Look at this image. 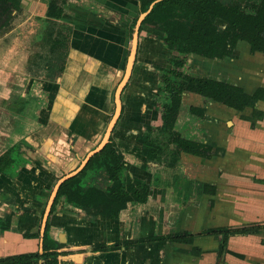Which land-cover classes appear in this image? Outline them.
<instances>
[{
  "label": "crops",
  "instance_id": "1",
  "mask_svg": "<svg viewBox=\"0 0 264 264\" xmlns=\"http://www.w3.org/2000/svg\"><path fill=\"white\" fill-rule=\"evenodd\" d=\"M228 2L230 14L251 19L264 4ZM28 3L19 0L18 13L39 10ZM47 6L42 7L44 19ZM195 7L192 1L188 9ZM138 9L139 0H65L58 4L59 23L49 41L43 40L45 25L41 36L29 41L63 62L61 71H52L54 80L38 75L37 84L28 85L45 91L46 99L38 129L25 138L27 161L15 175L0 174V194L8 199L0 204V215L13 213L0 233V257L39 251L40 238L33 234L40 231L50 188L103 137ZM229 17L214 20L213 27L223 29ZM58 32L66 41L63 48L55 47ZM174 53L161 29L142 25L120 94L121 113L110 134L126 164L118 167L120 186L108 190L112 181L99 172L106 187H81L89 182L88 168L86 178L79 175L73 182L74 190L82 191L80 198L56 196L48 236L58 245V264H264V100L237 110L163 82L178 74L181 81L189 80L187 85L203 86L212 79L252 93L264 88V48L257 45L250 52L238 41L234 48L221 47L215 58L188 52L181 67L168 61ZM9 91L0 82V96L8 98ZM145 126L162 130L152 160L137 140ZM179 140L207 148L209 157L180 150ZM26 205L35 212L16 210ZM214 229L230 232L221 252L223 236L210 233ZM185 233L193 236L191 242L170 238Z\"/></svg>",
  "mask_w": 264,
  "mask_h": 264
},
{
  "label": "trees",
  "instance_id": "2",
  "mask_svg": "<svg viewBox=\"0 0 264 264\" xmlns=\"http://www.w3.org/2000/svg\"><path fill=\"white\" fill-rule=\"evenodd\" d=\"M4 1L10 7L0 16V30L7 27L10 20L15 18V13L20 11L19 0ZM192 1L195 3L196 7L195 10L190 11L188 6ZM62 2H65V0H49L45 15L46 17L44 19L46 21V34L44 35L43 40L48 39L49 41L50 37H52V33L56 30L54 25L56 24L55 19L58 14V4ZM228 3V0H139V14L146 13L139 29L142 28L143 24H148L161 29L163 31V39L175 50L173 59H170V61L178 67L183 65V55L188 52H194L207 58H215L221 47L229 46L233 48L239 40L245 41L250 46V52H252L257 45L264 48V4L259 7L256 17L251 19L237 14H230ZM228 16L231 17L228 18V22L223 29L216 30L213 27L214 20L224 19ZM49 24L53 25L48 28ZM59 32L57 33V36L60 34ZM58 37L59 39H56L55 41L57 42L55 47L59 46L63 48L66 46L64 36L62 37L59 35ZM57 61L59 62L57 65V71L59 72L61 71L63 59L61 58ZM174 88L197 92L237 110H243L247 106H254L257 101L264 100V88H258L252 93H248L242 87L230 83H221L217 89H210L207 87L199 88L193 85L184 84H178L177 86H174ZM33 100H36V97H33ZM33 100H25L26 102H24V99H22L21 101L23 102H18V109L11 111L14 116H11L10 111L8 110L5 112L6 117L8 116V119H10L9 122H11V126L8 129H4L5 134L1 138L7 140L9 134L15 128L12 131L13 138L11 140L12 143L15 140V143L12 146L0 149V174L10 176L15 175L26 161L23 152H17L18 148H16V145L25 143V141L20 136L15 138V135L17 133L19 135L24 133L23 129L19 128V123H21L19 122L20 119L21 121L23 120V122L32 123L29 127L33 129H25L26 135L33 132L39 126L37 121L38 112L45 102L41 100L34 102ZM171 109L176 111V108ZM1 114L2 113H0V116H2ZM2 118L4 119V116ZM161 131L162 130H154V128L150 126H145L144 133L138 137V142L147 146L146 149L142 150L146 159L152 160L156 158L159 149V133ZM155 132H157L158 137L157 139H152V133L155 134V138L157 136ZM179 144L180 150L184 152L206 158L210 155L209 150L202 146L180 140ZM94 163L97 164L100 173H103L113 181L112 186L108 190L117 189L120 186V179L117 175L118 167L126 166V164L112 137L109 136L105 145L88 159L82 169L60 185L56 196L63 194L68 199L80 198L82 191H75L72 187L73 182L76 180L77 176L84 173L85 170L90 168ZM20 200L21 199L18 196L14 202L18 203ZM53 205L50 209L49 215L54 209ZM19 209H21L22 212H35L32 206L26 208L21 207L16 210ZM43 212L44 209L40 212L41 217ZM12 214L13 213L10 212V214H4L3 216L0 215V233L9 227ZM48 230L49 222L47 219L41 237L39 251L3 256L0 257V264H39V262L40 264H58V245L48 236ZM216 231H219L223 236V241L218 249L219 252H221L230 232L227 229H214L210 230V233ZM33 236L40 238V231L33 234ZM170 238L179 242H191L193 236L185 233L173 235L170 236ZM149 239L151 240V238Z\"/></svg>",
  "mask_w": 264,
  "mask_h": 264
},
{
  "label": "rangeland",
  "instance_id": "3",
  "mask_svg": "<svg viewBox=\"0 0 264 264\" xmlns=\"http://www.w3.org/2000/svg\"><path fill=\"white\" fill-rule=\"evenodd\" d=\"M27 1L30 2L31 9H33L36 6L37 8L39 7L38 8L39 10H36V12H29V11L24 13L16 12L15 18L10 20L8 26L0 30V82L3 84H8V88L10 90L9 91L10 96L8 98H3L0 96V113H2L1 114L2 116H0L1 118L0 119V149L12 146L15 143V140L13 143L11 141L13 138L12 131L15 128L11 131L7 140L1 138L5 134L4 129H8L11 126V122H9L10 119H8V116L6 117L5 112H7L8 110L10 111L11 116H14V114L11 111L18 109V102H23L21 101L22 99H24V102H26L33 100V97H36L37 101L33 100L34 102H38L39 100L44 102V100L46 99L45 96L43 95L45 91H43L44 93H42L39 91H34L35 89L34 90L29 89L28 88V85L30 84L29 82H31V84L36 83L34 82L35 81L34 79L38 78L37 77L38 75L39 76L43 75L44 77L42 79L47 81L54 80L52 71L58 69L57 68L58 64L56 62H58L57 59H60L58 57L54 59L53 56L45 53V49L42 50V47L40 45H37L35 43L36 46L34 48V46L30 45L29 43V41L37 40L38 37L41 36L40 26L46 25V23L44 24L42 7L46 6L49 0H27ZM30 4L28 3V5ZM9 7L10 6L6 4L4 0H0V16L4 12H6ZM57 23L59 22H56V24ZM51 25L53 24H49L48 28ZM38 51H41L42 53ZM43 55H45V58H43ZM28 69H30V71L26 72ZM49 71H51V73H49ZM178 78L182 79V77L178 75L176 76V79H174V81L167 80L165 81V83H168V85L174 87L177 86L178 84L186 85V83L189 82V80L185 78L184 83H179L177 81ZM3 116L4 119L2 118ZM19 122H21L19 123V128L23 129L24 133L22 135H19L15 131L17 133L15 135V138L17 136H20L25 141L26 136L29 134V133L27 135L25 134L26 130L27 128H30L29 126L32 123L31 122L26 123L25 121L23 122V120L21 121V119ZM23 147H25L26 150L28 149L26 142L16 145V148H18L17 152L20 153L24 152ZM88 170H90V172ZM88 170H86V172H88L87 175L89 182L87 183V181H83L82 184L80 183L81 187L92 185L97 189H103L108 185L107 181L103 179L102 176L100 175L99 173L100 170L98 169L96 163L92 164ZM86 172L82 173L80 176L83 177L87 176V175H83L86 174ZM112 182H110V184H112ZM50 189H52V187ZM5 197L6 196H4V194H0V204L2 202L8 201V199ZM26 207H28V205H26L24 208Z\"/></svg>",
  "mask_w": 264,
  "mask_h": 264
},
{
  "label": "water",
  "instance_id": "4",
  "mask_svg": "<svg viewBox=\"0 0 264 264\" xmlns=\"http://www.w3.org/2000/svg\"><path fill=\"white\" fill-rule=\"evenodd\" d=\"M151 6V5H150ZM146 13H142L139 15V17L137 18V21L135 23V27H134V32L132 35V42H131V48H130V53L128 55V59H127V64H126V68H125V72L124 75L121 79V81L119 82L116 90H115V96H114V103H115V108H114V112L113 115L110 119V121L108 122V125L106 127V130L104 132L103 137L101 138L100 142L97 144V146L95 148H93L92 150H90L86 156L83 158V160L80 162L79 166L71 171L66 173L65 175H63L62 177H60L54 184L49 197L47 199L45 208H44V212L42 215V219H41V224H40V245H41V237L43 235V231H44V227L46 224V221L48 219L49 213H50V209L53 205V202L56 198L58 189L60 187V185L67 180L68 178H70L71 176L75 175L76 173H78L82 167L85 165V163L88 161V159L99 149H101L105 143L108 141V138L111 134L112 128L117 120V118L119 117L120 111H121V102H120V94L122 91L123 86L125 85V83L127 82V80L129 79L130 76V72L132 69V64L134 61V57H135V49H136V43H137V35H138V29H139V25L141 23V21L143 20L144 16ZM40 264V262H39Z\"/></svg>",
  "mask_w": 264,
  "mask_h": 264
},
{
  "label": "flooded vegetation",
  "instance_id": "5",
  "mask_svg": "<svg viewBox=\"0 0 264 264\" xmlns=\"http://www.w3.org/2000/svg\"><path fill=\"white\" fill-rule=\"evenodd\" d=\"M140 15V14H139ZM139 17V16H138ZM137 17V18H138ZM136 21H137V19H136ZM141 23H142V21H141ZM140 23V24H141ZM139 27H140V25H139ZM216 30H221V29H216ZM140 31V29H138V32ZM239 41H242V40H239ZM243 42H245V41H243ZM238 43V42H237ZM246 43V42H245ZM247 44V43H246ZM237 45V44H236ZM248 45V44H247ZM236 47V46H235ZM248 47H249V49H250V46L248 45ZM234 48V47H233ZM254 50V49H253ZM174 55V54H173ZM173 55L168 59V61H170V59H173ZM171 62V61H170ZM172 63V62H171ZM173 65H174V63H172ZM184 64V63H183ZM176 67H178V66H176ZM170 73H172V71H170ZM176 76H178V74L176 75ZM176 76H174L173 74H171L170 75V77H164V80H163V82L165 83V81H167V80H170V81H174V79H176ZM177 81L179 82V83H184V81H181L179 78L177 79ZM181 81V82H180ZM222 82H216L215 80H212V79H206V80H204L203 81V86H198V85H196V84H193V86H196V87H199V88H203V87H207V88H210V89H217L219 86H220V84H221ZM166 85H168V83H165ZM187 85V84H186ZM190 85H192V84H190ZM168 86H170V85H168ZM238 86V85H237ZM120 113H121V111H120ZM120 115V114H119ZM54 203V202H53Z\"/></svg>",
  "mask_w": 264,
  "mask_h": 264
}]
</instances>
